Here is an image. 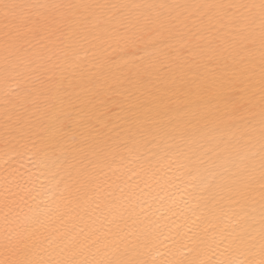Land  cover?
Listing matches in <instances>:
<instances>
[{"label":"snow or ice","instance_id":"1","mask_svg":"<svg viewBox=\"0 0 264 264\" xmlns=\"http://www.w3.org/2000/svg\"><path fill=\"white\" fill-rule=\"evenodd\" d=\"M0 264H264V0H0Z\"/></svg>","mask_w":264,"mask_h":264}]
</instances>
